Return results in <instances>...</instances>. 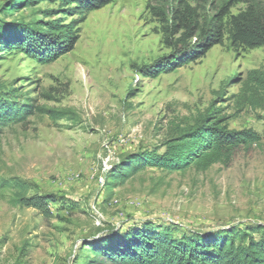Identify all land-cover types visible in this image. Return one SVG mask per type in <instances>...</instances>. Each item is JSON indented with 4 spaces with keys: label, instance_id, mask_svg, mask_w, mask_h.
<instances>
[{
    "label": "rangeland",
    "instance_id": "obj_1",
    "mask_svg": "<svg viewBox=\"0 0 264 264\" xmlns=\"http://www.w3.org/2000/svg\"><path fill=\"white\" fill-rule=\"evenodd\" d=\"M230 1L190 3L203 22ZM12 3L0 0V28L72 23L78 39L48 63L0 51V101L33 111L0 123V264H84L85 241L137 221L178 226L177 234L264 229V143L203 171L144 166L109 183L115 165L145 150L162 152L176 129L214 110L230 129L261 133L264 92L251 79L264 77L263 46L234 48L225 34L201 59L156 74L170 61L173 39L164 25L177 0H113L84 15L59 0L10 10ZM248 7L264 16V0H236L230 13ZM15 179L29 186L28 195L59 199L52 217L16 202Z\"/></svg>",
    "mask_w": 264,
    "mask_h": 264
},
{
    "label": "trees",
    "instance_id": "obj_2",
    "mask_svg": "<svg viewBox=\"0 0 264 264\" xmlns=\"http://www.w3.org/2000/svg\"><path fill=\"white\" fill-rule=\"evenodd\" d=\"M32 1L13 0L8 9L13 10ZM59 1L63 5L74 4L72 9L75 13L84 15L113 0ZM190 1L177 0L174 8L170 9V23L167 25L165 21L164 31L168 33L166 38L173 39L170 40L172 53L169 62L163 61L159 68L153 70L156 74L201 59L212 46L222 42L225 34L234 48L264 47V16L257 14L252 7L233 15L230 7L236 0H232L209 20L202 22L196 6ZM82 20L83 17L78 23ZM6 26V29L0 28V51L18 49L41 63L52 62L71 51L78 39V27L72 28L70 24L50 23L46 30L31 24ZM61 28L64 30L56 35L53 30ZM251 81L264 92L262 75L254 74ZM30 107L24 105L18 110L0 101V123L7 125L22 119L24 113L33 112ZM37 110L50 113L40 108ZM263 143L264 129L261 133L252 129H230L227 117L214 110L193 125L176 129L162 143V152L145 150L115 165L110 172L109 183L122 182L144 166L167 172L189 168L203 171L215 163L228 164L239 150ZM13 184L18 190L14 193L18 204L37 210L44 218L52 217L51 204L59 199L38 193L28 195L29 186L19 179H15ZM176 228L179 227L171 224L153 226L151 222L137 221L125 231H105L85 241L88 251L84 264H264V229L260 226H233L205 233L188 230L180 234L176 233ZM23 251V248L19 251L22 256Z\"/></svg>",
    "mask_w": 264,
    "mask_h": 264
}]
</instances>
